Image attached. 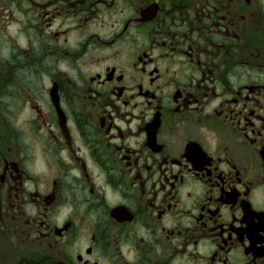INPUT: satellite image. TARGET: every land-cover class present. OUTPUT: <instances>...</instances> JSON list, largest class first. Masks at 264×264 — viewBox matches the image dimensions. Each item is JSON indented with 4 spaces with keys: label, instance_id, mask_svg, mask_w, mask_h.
I'll return each mask as SVG.
<instances>
[{
    "label": "flooded vegetation",
    "instance_id": "af4514ba",
    "mask_svg": "<svg viewBox=\"0 0 264 264\" xmlns=\"http://www.w3.org/2000/svg\"><path fill=\"white\" fill-rule=\"evenodd\" d=\"M0 264H264V0H0Z\"/></svg>",
    "mask_w": 264,
    "mask_h": 264
}]
</instances>
